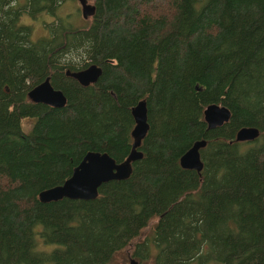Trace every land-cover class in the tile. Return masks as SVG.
<instances>
[{
	"label": "trees",
	"instance_id": "obj_1",
	"mask_svg": "<svg viewBox=\"0 0 264 264\" xmlns=\"http://www.w3.org/2000/svg\"><path fill=\"white\" fill-rule=\"evenodd\" d=\"M65 1L27 0L16 7L0 0V264H108L109 250L75 243L71 231L85 221L78 228L90 232L96 216L113 220V227L122 223V230L139 212L159 215L180 195L198 202L241 199L245 218L231 230L264 236V122L255 113L264 106V0H86L94 6L89 26L52 24L49 35L36 41L31 28L19 24L22 13H51ZM91 64L102 71L95 83L83 86L66 75ZM45 79L66 96L63 107L28 98ZM142 99L148 114L169 119L178 113L162 134L153 135L150 127L143 141L151 138L159 151L150 154L158 156L143 155L128 179L113 180L110 188L111 181L105 183L93 200L41 203L29 191L45 167L69 176L87 151L110 153L126 142L128 114ZM215 100L231 111L232 138L240 124L261 132L254 141L230 140L223 167L204 172L196 187L195 170L188 175L177 158L203 138L206 123L187 108L196 111ZM101 114L109 130L92 136ZM27 118L34 123L25 131L21 121ZM221 127L213 129L215 143ZM242 153L244 158L235 157ZM49 234L74 244L54 247ZM254 245L264 254V245Z\"/></svg>",
	"mask_w": 264,
	"mask_h": 264
},
{
	"label": "rangeland",
	"instance_id": "obj_2",
	"mask_svg": "<svg viewBox=\"0 0 264 264\" xmlns=\"http://www.w3.org/2000/svg\"><path fill=\"white\" fill-rule=\"evenodd\" d=\"M13 2L16 7H23L27 0H13ZM91 18V16L87 18L82 16L81 5L78 0H66L51 13L41 12L36 17H30L25 12L22 13L19 24L29 26L31 28V39L36 41L49 35V31L52 30V24L61 22L66 27L82 28L89 26ZM69 58L75 61L80 57L78 55L66 57V59ZM214 103L221 104L219 100H215ZM204 108L198 105L196 111L192 107L187 109L190 113H197V120H202ZM260 108L262 112H260L259 108L255 111L259 118L257 121L261 120L264 122V106ZM177 111L180 112L181 109H177ZM128 115L130 118L126 121V142L121 143L118 148L112 149L109 153L116 161L124 159L129 148H131L128 143L132 142L130 132L134 126V120L131 112ZM177 115L178 113L171 114L169 119H163L157 112L149 113V126L151 129H155L152 134H162L164 123L169 121L172 125V121H176ZM21 123L22 128L28 131L34 123V119H22ZM95 124L97 125L92 128L93 130L91 129L92 136L109 130L110 122L105 120L103 114L97 118ZM240 125L241 127L247 126L244 124ZM222 126L219 128L221 129V134L218 135L219 141L216 143L212 140L216 135L214 134L216 129L207 131L205 127L206 130L200 135L209 144L200 153L204 170L193 172L195 174V183H193L196 187L203 178L204 172L210 173L211 170L222 168L223 166H220L226 160V153L230 150L229 143L233 139L232 134L228 133V127H236V125L231 119ZM252 126L255 125L253 124ZM128 127L130 138H127ZM146 140L141 146L144 158H146V155L152 158L158 156L159 152L150 154L157 151L158 148L150 144L151 138H149L148 144ZM247 146L249 144L245 143L244 148ZM252 151L254 150L250 149L249 153ZM235 157L241 159L245 157V154H235ZM136 164H134L135 167ZM192 171L188 170L186 173L189 175L192 174ZM67 177L66 172L57 171L51 166H47L42 170L38 182L32 184L33 187L29 191L38 194L44 188L62 183ZM112 183V181L108 183L109 188ZM105 190L106 185L104 184L100 187L98 195H102ZM175 200L170 202L159 215L152 212L149 213L147 210L139 212L136 216L137 220L131 226L127 225L122 230L120 229L122 223L113 227V220L100 219L99 216H96L90 220L93 225L90 232L78 228L85 225L84 221L83 225L77 226L76 230L71 231L70 236L72 235V237L78 239L75 243L81 244L86 240L94 247L97 246L109 250V253L113 254V256L108 264H129V257H133L137 264H264V254L259 252L257 246L254 245L255 243L264 245V236L255 239L248 231L242 232L240 227L238 234L235 236L230 228L232 225L239 226L245 218V209L241 205V199L219 197L218 199L198 202L191 196L180 195L176 196ZM76 202V205L82 207L78 203L80 201ZM117 214L120 215L119 212ZM152 216H158V221L157 217L152 218ZM118 217L114 216L115 219ZM138 230L140 231L139 235L137 234L139 233ZM136 234L137 236H135ZM225 234H227L226 237H224ZM130 237L133 239L122 248V245ZM67 239L62 238V236L51 237L49 234V241H52L51 244L60 249H68L74 244L70 240L67 242Z\"/></svg>",
	"mask_w": 264,
	"mask_h": 264
},
{
	"label": "water",
	"instance_id": "obj_3",
	"mask_svg": "<svg viewBox=\"0 0 264 264\" xmlns=\"http://www.w3.org/2000/svg\"><path fill=\"white\" fill-rule=\"evenodd\" d=\"M81 5V14L84 18L92 15L94 6L86 0H78ZM101 68L95 64L79 71H66L81 85L87 86L95 83L101 74ZM28 98L35 103H43L54 108H61L66 104L64 93L56 89L45 79L28 91ZM134 126L130 132L132 137L131 148L127 156L121 161H116L108 152L89 150L72 168L69 176L60 184H56L41 190L37 197L41 203L56 202L63 198L72 200H93L99 194V188L113 180H126L132 173L134 162L143 158L140 150L143 139L149 130L148 109L145 99L139 100L131 110ZM231 111L228 107L211 103L203 110V118L206 129L212 130L229 121ZM259 136V129L254 126L239 128L234 136L236 142H249ZM207 144L205 139H198L180 156L179 163L184 169H193L200 172L203 162L200 157V149ZM129 264H137L130 258Z\"/></svg>",
	"mask_w": 264,
	"mask_h": 264
},
{
	"label": "flooded vegetation",
	"instance_id": "obj_4",
	"mask_svg": "<svg viewBox=\"0 0 264 264\" xmlns=\"http://www.w3.org/2000/svg\"><path fill=\"white\" fill-rule=\"evenodd\" d=\"M221 105H222V104H221ZM206 106H207V105H206ZM206 106H205V107H206ZM204 109H205V108H204ZM147 113H148V112H147ZM230 118H231V117H230ZM203 119H204V118H203ZM229 120H230V119H229ZM147 121H148V119H147ZM148 123H149V122H148ZM224 124H225V123H224ZM222 125H223V124H222ZM222 125H221V126H222ZM219 127H220V126H219ZM242 127H243V126H242ZM254 127H256V126H254ZM216 128H218V127H216ZM216 128H215V129H216ZM240 128H241V127H240ZM149 129H150V126H149ZM238 129H239V128H238ZM238 129H237V130H238ZM212 130H213V129H212ZM148 131H149V130H148ZM207 131H210V130H207ZM260 132H261V131H260V129H259V136H260ZM235 133H236V132H235ZM147 134H148V133H147ZM146 136H147V135H146ZM234 136H235V135H234ZM259 136H258V137H259ZM258 137H257V138H258ZM131 138H132V137H131ZM257 138H256V139H257ZM144 139H145V138H144ZM144 139H143V141H144ZM202 139H203V138H202ZM205 140H206V139H205ZM233 140H234V137H233ZM143 141H142V143H143ZM206 141H207V140H206ZM253 141H254V140H253ZM249 142H250V141H249ZM192 144H193V143H192ZM141 145H142V144H141ZM206 145H207V144H206ZM202 149H203V148H202ZM185 151H186V150H185ZM200 153H201V149H200ZM143 155H144V153H143ZM181 155H182V154H181ZM181 155H180V156H181ZM180 156H179L177 159H178L179 167L182 168V167L180 166V163H179V158H180ZM200 157H201V154H200ZM201 160H202V158H201ZM138 161H140V160H138ZM136 162H137V161H136ZM134 163H135V162H134ZM134 163H133V164H134ZM132 166H133V165H132ZM132 168H133V167H132ZM182 169H184V168H182ZM202 169H203V168H202ZM132 170H133V169H132ZM187 170H193V169H187ZM195 171H196V170H195ZM130 258H133V257H129V260H130Z\"/></svg>",
	"mask_w": 264,
	"mask_h": 264
}]
</instances>
